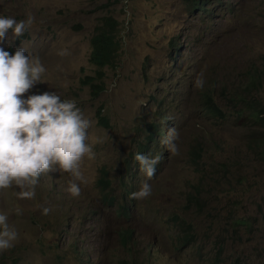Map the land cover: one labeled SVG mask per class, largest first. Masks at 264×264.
<instances>
[{
	"label": "rangeland",
	"instance_id": "obj_1",
	"mask_svg": "<svg viewBox=\"0 0 264 264\" xmlns=\"http://www.w3.org/2000/svg\"><path fill=\"white\" fill-rule=\"evenodd\" d=\"M187 5L0 0V16L34 18L23 36L13 40L9 33L2 45L13 54L24 48L46 69L24 98L49 92L74 100L91 122L88 143L95 153L81 164L88 183L80 184L77 197L67 191L70 175L59 170L39 177L32 199H19L15 186L0 190V214L18 233L13 247L0 252V264H121L124 258L131 264H264V164L250 143L255 123L249 111L241 112L242 106L264 108V79L256 87L246 85L249 70H264V0H227L223 7L211 5L209 16ZM110 14L122 24L123 50L116 66L105 68V90L95 96L85 83L98 76L92 38ZM172 40L177 48L170 52ZM198 76L202 88L195 85ZM206 91L223 118L206 111ZM99 110L109 128L98 124ZM154 120L165 136L175 128L178 154L160 144L165 136L151 144L162 157L147 181L152 193L133 199L130 216L120 215L123 183L137 191L146 179L134 156ZM197 142L204 148L198 168L191 157ZM101 168L117 198L114 205L103 200L97 185ZM200 184L203 203L188 207ZM43 207L52 211L43 215ZM241 218L248 223H234ZM123 228L134 230L131 250L121 241ZM182 232L194 233V242L183 241Z\"/></svg>",
	"mask_w": 264,
	"mask_h": 264
},
{
	"label": "clouds",
	"instance_id": "obj_2",
	"mask_svg": "<svg viewBox=\"0 0 264 264\" xmlns=\"http://www.w3.org/2000/svg\"><path fill=\"white\" fill-rule=\"evenodd\" d=\"M185 1L189 10L195 12L199 10L202 15L207 14V16L213 13L211 5L218 4L223 7V4L227 2V0H198L197 4L193 5L192 0ZM33 22L34 18L31 15L26 20L20 21L12 17L0 16V190L15 186L19 188L16 193L19 199H32L35 196V186L39 177L59 170L70 175L67 191L71 196L77 197L81 192L80 184L88 183L81 171V164L85 157L90 160L95 158L92 146L88 143V129L91 122L84 117L74 100H62L57 93L44 92L29 95L25 99L24 95L35 84L41 82V77L46 69L38 57L26 55L24 48L16 49L13 54L2 46L8 40L9 33L15 40L23 36ZM169 47L170 52L177 48L174 40L170 42ZM59 54L65 55L66 51H61ZM253 76L256 81L253 85H249ZM247 77L246 85L249 88L261 85L263 84L264 70L257 68L249 70ZM195 85L198 88L203 87L204 81L200 76L197 77ZM207 93L220 107L211 91L204 92L203 97L205 98ZM238 101L246 103L245 97L238 98ZM162 102L163 100L160 101V104ZM204 105L207 111L205 101ZM252 109L242 106L241 112ZM151 125L157 126V129L153 130L154 133L150 131ZM165 134L166 130L162 129L159 122L154 120L148 124L147 132L143 140L138 142L141 145L134 156V160L139 163L141 174L146 179L141 182L137 191L133 186L123 183L124 193L118 204L120 215L130 216L131 207L129 205L133 199L142 200L151 195L152 188L147 181L156 174V165L162 157L154 155L150 146ZM177 139L175 128H171L167 135L161 139L160 144L166 145L170 154L177 155ZM102 169L97 185L104 193L103 200L114 205L117 198L111 194L112 190H109L111 181L102 173ZM102 178L106 179V186L100 185ZM19 211L17 209L18 214ZM51 211L52 209L49 207L42 208L43 215H48ZM7 219L6 215L0 214V252L13 247L18 238V233L14 228L9 227ZM124 231H131V242L128 246L123 243L122 233ZM119 233L125 249L131 250L134 230L123 228ZM122 260L131 264L127 258Z\"/></svg>",
	"mask_w": 264,
	"mask_h": 264
},
{
	"label": "trees",
	"instance_id": "obj_3",
	"mask_svg": "<svg viewBox=\"0 0 264 264\" xmlns=\"http://www.w3.org/2000/svg\"><path fill=\"white\" fill-rule=\"evenodd\" d=\"M113 1V0H110ZM116 1V0H114ZM198 0H192V4H197ZM122 24L116 18L114 14L106 15L102 18V22L97 26L94 36L92 38L93 52L91 56L92 62L99 67L96 77H89L88 81L85 83L93 87V94L95 96L100 95L105 90V68H114L122 55L123 50V37H122ZM256 79L254 76L252 81L249 82V85H253ZM205 104L207 106V111L212 115H218L223 117L224 114L220 107H218L212 96L207 93L205 94ZM251 119L255 123V127L258 129L256 132L250 134V143L252 145V151L256 154L257 158L264 164V108L262 111H257L252 109L249 111ZM97 119L99 124L105 128H109L110 123L108 118L101 113V110L98 111ZM156 125H151V133H154L153 130H156ZM194 156L193 163L198 167L201 166V163L204 159V148L202 143L197 142L192 145L191 157ZM102 173L107 176L106 170L103 168ZM106 179L102 178L100 180V185L106 186ZM109 184V181L107 180ZM201 185L195 186L194 190L190 193L188 198V207L192 205H201L202 202V189ZM235 224H246L248 223L245 218H241L234 221ZM183 233V232H182ZM123 243L125 246H128L131 242V231H124L122 233ZM186 243H193L195 240V234L192 232L183 233L182 238ZM223 245L219 244L218 254H221ZM122 264H128L127 261L122 260Z\"/></svg>",
	"mask_w": 264,
	"mask_h": 264
}]
</instances>
